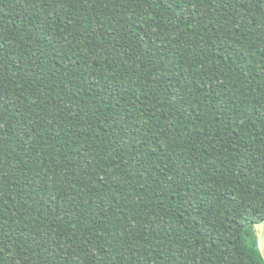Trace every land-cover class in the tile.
Listing matches in <instances>:
<instances>
[{
	"label": "trees",
	"instance_id": "trees-1",
	"mask_svg": "<svg viewBox=\"0 0 264 264\" xmlns=\"http://www.w3.org/2000/svg\"><path fill=\"white\" fill-rule=\"evenodd\" d=\"M264 0H0V264H264Z\"/></svg>",
	"mask_w": 264,
	"mask_h": 264
},
{
	"label": "water",
	"instance_id": "water-1",
	"mask_svg": "<svg viewBox=\"0 0 264 264\" xmlns=\"http://www.w3.org/2000/svg\"><path fill=\"white\" fill-rule=\"evenodd\" d=\"M260 222H264V220H261L254 225V231L256 234L257 247H258L259 253H260V255L264 261V245L261 244V234H262V232H264V229L258 227V224Z\"/></svg>",
	"mask_w": 264,
	"mask_h": 264
},
{
	"label": "snow or ice",
	"instance_id": "snow-or-ice-1",
	"mask_svg": "<svg viewBox=\"0 0 264 264\" xmlns=\"http://www.w3.org/2000/svg\"><path fill=\"white\" fill-rule=\"evenodd\" d=\"M258 227L264 229V222H260L258 224ZM261 244L264 245V232H262V234H261Z\"/></svg>",
	"mask_w": 264,
	"mask_h": 264
}]
</instances>
